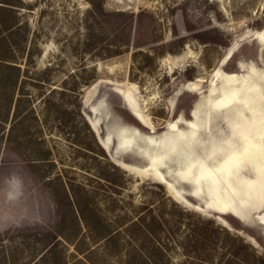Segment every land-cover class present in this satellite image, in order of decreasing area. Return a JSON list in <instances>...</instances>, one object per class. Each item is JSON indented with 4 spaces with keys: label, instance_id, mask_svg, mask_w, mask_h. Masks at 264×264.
I'll return each mask as SVG.
<instances>
[{
    "label": "rangeland",
    "instance_id": "374dc122",
    "mask_svg": "<svg viewBox=\"0 0 264 264\" xmlns=\"http://www.w3.org/2000/svg\"><path fill=\"white\" fill-rule=\"evenodd\" d=\"M3 1L25 81L0 121V264H264L261 120L208 103L226 75L264 90V0Z\"/></svg>",
    "mask_w": 264,
    "mask_h": 264
},
{
    "label": "bare ground",
    "instance_id": "6f19581e",
    "mask_svg": "<svg viewBox=\"0 0 264 264\" xmlns=\"http://www.w3.org/2000/svg\"><path fill=\"white\" fill-rule=\"evenodd\" d=\"M258 39L261 40V42H264V29L259 31V37H257ZM232 53L228 54L227 58L231 56ZM216 75L218 77H221L220 72H217ZM222 78V77H221ZM241 78V77H240ZM239 78V76L236 75H226L222 78L224 85H226V89H224V92L221 93L219 96L215 97V98H211L210 100H208V103L210 102L211 105H214L217 108H227L235 103H242L245 107L247 106L250 107L249 109H252V113L254 114L255 118H260L261 121H259L260 123L258 124V128H257V134L260 137V135L262 137H264V90L261 91L258 86H256V84H254V86H243L241 83V79ZM219 79V78H218ZM117 87H115V90L122 95L125 98V94H127L128 98H127V102L130 101V109L131 111L136 115L139 116L140 118H142L143 120H146L144 118V114L141 110V107H138V103H136V101L134 100V98H132V96L129 94V90L125 89L123 91V87H121L120 85H116ZM189 88L191 90H196L197 89V83L195 82H190L189 83ZM122 91V92H121ZM124 92V94H123ZM261 104L263 105V107L261 106ZM262 107V108H261ZM94 112H97V110L95 109ZM138 117V118H139ZM99 123L100 121L97 120V124L95 122H93V127L97 128L98 131H100L99 129ZM174 126V125H173ZM260 128V129H259ZM258 137V138H259ZM247 138V139H245ZM260 139V138H259ZM240 140H241V145L238 146L237 148H234L232 150V152L229 155L228 158H224L223 160H227L229 158H234L235 156H238L242 153V151L245 150L246 145H250L253 142V139L251 137L248 138L244 137V136H240ZM247 140V144L245 145V141ZM131 144V142H128V145ZM244 144V145H243ZM127 145V144H126ZM105 146L108 147V143H105ZM105 147V148H106ZM222 162V161H221ZM204 163H202L201 161H196V160H192L191 163L187 166V168L189 170L192 169H196L198 170V178H203L202 180H209V179H215V177L212 175L214 173L209 174L208 171L206 170V168L204 167V165H202ZM123 166L129 167L128 165H125V163H123ZM161 166H165V163ZM132 168V167H131ZM221 169L223 170V168L221 167ZM145 171H149V172H154L155 175L157 177H159V181L163 182V183H167L165 176L162 174V172L160 171L159 168L155 167V166H151L148 165V167L145 169ZM158 172L160 173V175L162 174V176H160L158 174ZM226 172H229V170H227ZM177 173H179V171H177ZM180 174V173H179ZM168 184V183H167ZM167 187L169 188L171 194L179 199L180 197V193L177 192L174 188V186L172 185H167Z\"/></svg>",
    "mask_w": 264,
    "mask_h": 264
},
{
    "label": "trees",
    "instance_id": "16d2710c",
    "mask_svg": "<svg viewBox=\"0 0 264 264\" xmlns=\"http://www.w3.org/2000/svg\"><path fill=\"white\" fill-rule=\"evenodd\" d=\"M0 91L6 93V97L0 96L3 101L0 104V121L2 122L1 129L5 133L8 119L10 117L9 108L15 101L16 90L19 84L24 82L22 78L21 66L14 60V45L10 35L14 33V29L20 26L19 22L9 21L2 15V11L7 10L13 14L14 7L10 2L0 0ZM7 3V4H6ZM15 15V14H14ZM9 33V34H8ZM19 102L21 98H18ZM18 104V101H17ZM13 127L9 128L8 134H11Z\"/></svg>",
    "mask_w": 264,
    "mask_h": 264
},
{
    "label": "water",
    "instance_id": "95a60500",
    "mask_svg": "<svg viewBox=\"0 0 264 264\" xmlns=\"http://www.w3.org/2000/svg\"><path fill=\"white\" fill-rule=\"evenodd\" d=\"M121 96H122V95H121ZM122 97H123V96H122ZM123 98H124V97H123ZM124 99L127 100V98H124ZM95 109L98 111L97 107H94V108H93V110H95ZM96 124H97V122H96ZM141 171H142V170H141ZM185 174H186V173H185ZM183 176L185 177V175H183Z\"/></svg>",
    "mask_w": 264,
    "mask_h": 264
}]
</instances>
